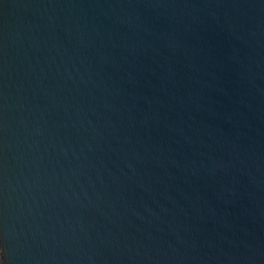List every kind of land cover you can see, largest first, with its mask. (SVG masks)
<instances>
[{"label": "water", "instance_id": "water-1", "mask_svg": "<svg viewBox=\"0 0 264 264\" xmlns=\"http://www.w3.org/2000/svg\"><path fill=\"white\" fill-rule=\"evenodd\" d=\"M0 264H264V0H0Z\"/></svg>", "mask_w": 264, "mask_h": 264}]
</instances>
